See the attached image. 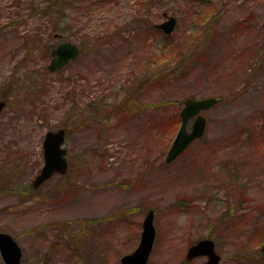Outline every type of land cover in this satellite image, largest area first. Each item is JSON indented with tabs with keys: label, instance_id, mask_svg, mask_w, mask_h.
I'll list each match as a JSON object with an SVG mask.
<instances>
[{
	"label": "rangeland",
	"instance_id": "obj_1",
	"mask_svg": "<svg viewBox=\"0 0 264 264\" xmlns=\"http://www.w3.org/2000/svg\"><path fill=\"white\" fill-rule=\"evenodd\" d=\"M65 1L0 0V231L21 264H122L149 209L148 264H205L186 255L207 237L217 264H264V0ZM65 40L78 55L49 71ZM205 97L204 133L167 162L184 100ZM60 127L68 172L31 190Z\"/></svg>",
	"mask_w": 264,
	"mask_h": 264
},
{
	"label": "water",
	"instance_id": "obj_2",
	"mask_svg": "<svg viewBox=\"0 0 264 264\" xmlns=\"http://www.w3.org/2000/svg\"><path fill=\"white\" fill-rule=\"evenodd\" d=\"M166 19L157 26L165 33H170L176 23V19L172 15L163 13ZM52 59L48 65L50 70H55L63 66L69 59H73L78 54V47L76 44L65 41L60 42L51 51ZM217 99L213 97L202 99H185L184 105L180 111L181 123L176 133V136L168 149L166 161L174 159L180 152H182L189 142L201 136L204 132L206 118L198 112L202 109L208 108ZM0 101V108L3 106ZM195 116L191 129L188 131L186 123L188 119ZM65 139V130L59 128L57 130H48L42 141L44 162L40 172L33 180V186H39L44 180L49 178L53 173H65L67 170V158L65 156L66 149L62 147ZM154 212L149 209L142 221V231L140 240L135 249L124 254L120 261L122 264H147L153 242L155 239L156 229L153 223ZM264 249V243L263 247ZM0 253L6 264H20L21 249L13 237L6 232H0ZM199 255H207L208 260L206 264H217L220 255L215 252L214 241L209 238L201 239L189 246L187 250V258L191 259Z\"/></svg>",
	"mask_w": 264,
	"mask_h": 264
},
{
	"label": "trees",
	"instance_id": "obj_3",
	"mask_svg": "<svg viewBox=\"0 0 264 264\" xmlns=\"http://www.w3.org/2000/svg\"><path fill=\"white\" fill-rule=\"evenodd\" d=\"M66 2L67 1H65V0H50L49 5L47 6V8L45 10L37 9L34 12L43 13V12H47L49 10L48 11L49 13H51V14L53 13L54 15H59L61 12H63V9H65V7L67 6ZM154 28L158 29L156 26H154ZM159 53L162 54L161 51ZM3 96H5V95H3ZM99 102H101V101L100 100L95 101L96 104L97 103L100 104ZM126 102L128 104H129V102H132V105H131V107H129V109L127 107L126 108L118 107V109L121 111L128 109L127 111H130V110H133L134 107H136V103L133 101V98H131L130 96L125 97V99L123 100V104H125ZM29 189L33 190L31 187Z\"/></svg>",
	"mask_w": 264,
	"mask_h": 264
},
{
	"label": "flooded vegetation",
	"instance_id": "obj_4",
	"mask_svg": "<svg viewBox=\"0 0 264 264\" xmlns=\"http://www.w3.org/2000/svg\"><path fill=\"white\" fill-rule=\"evenodd\" d=\"M51 58V57H50ZM4 98V97H3ZM4 100H5V98H4ZM39 171V170H38Z\"/></svg>",
	"mask_w": 264,
	"mask_h": 264
}]
</instances>
